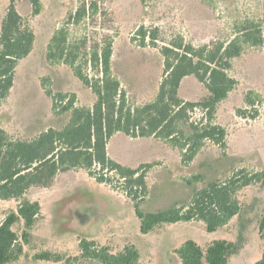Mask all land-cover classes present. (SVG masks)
<instances>
[{"label":"trees","instance_id":"trees-1","mask_svg":"<svg viewBox=\"0 0 264 264\" xmlns=\"http://www.w3.org/2000/svg\"><path fill=\"white\" fill-rule=\"evenodd\" d=\"M20 1L9 0L0 27V105L10 99L16 87L20 63L34 51L36 33L31 19L45 9L43 0H24L31 9L26 17L18 8ZM109 1L80 0L54 30L46 46L47 63L53 68L68 67L92 95V104L80 105L76 93L53 91L51 80L44 78L42 88L51 100L52 111L68 117L66 123L31 138H16L0 127V201L17 203L16 209L9 211L0 223V264L21 260L43 215L41 204L30 200L29 192L52 188L61 174L86 172L97 183L124 194L132 202L143 235L162 226L192 222H201L208 233H216L242 215V193L264 185V170L241 168L224 180L196 189L183 205L146 212L142 207L149 196L148 173L157 164L123 165L108 152L110 140L118 133L158 139L176 150L184 164L193 163L209 143L226 150V129L213 122V115L238 87L230 74L234 60L250 48L264 49V16L237 20L230 40L201 46L176 38L158 47L157 31L144 24L139 26L131 42L142 49L159 48L163 72L152 100L136 105L131 103L114 71L120 31L114 12L109 11ZM140 1L147 7V0ZM204 4L213 7L209 0H204ZM150 77L146 78L147 83L152 84L155 77ZM188 78L195 79L203 89L197 100L180 96ZM259 100L257 92L248 91L244 99L247 109H240L241 116H250V108L255 109L250 117L257 119L260 114L255 107ZM196 110L206 113L208 120L193 122L191 113ZM201 180V175H194L186 182L193 186ZM18 224H22L21 233L15 230ZM259 232L263 247L255 264H264V215ZM239 248V244L227 240H216L204 248L190 239L175 254L178 264H229ZM34 259L56 264H144L136 245L116 251L108 244L85 238L79 240L78 255L43 251Z\"/></svg>","mask_w":264,"mask_h":264},{"label":"rangeland","instance_id":"rangeland-1","mask_svg":"<svg viewBox=\"0 0 264 264\" xmlns=\"http://www.w3.org/2000/svg\"><path fill=\"white\" fill-rule=\"evenodd\" d=\"M79 1L43 0V13L31 19L36 33L34 51L20 63L16 87L10 99L0 105V127L16 138H31L50 127L59 129L68 119L53 113L51 100L42 88L44 78L51 80L55 92L76 93L80 105L93 102L90 92L68 67L53 68L45 58L54 30L77 8ZM209 1L213 7L204 4V0H147V7L140 0L109 1L107 6L114 12L120 31L114 71L131 103L140 105L152 100L163 72L159 48L142 49L130 40L142 24L157 31L158 47L176 38L201 46L230 40L237 20L264 16V0ZM8 3L9 0H0V27ZM18 8L22 15L30 16L26 1H20ZM230 74L238 87L213 115V122L226 129V150L209 143L193 163L184 164L176 150L155 138H133L118 133L110 140L109 156L118 163L133 167L157 164L148 173L149 196L142 207L146 212L183 205L196 189L211 181L224 180L238 169L264 170V49H248L234 60ZM150 76L155 77L152 84V81L147 83ZM250 90L260 98L255 107L260 114L257 119L250 117L255 109L248 108L247 118L239 113L240 109H247L244 99ZM203 93L198 82L188 78L180 96L191 101ZM191 120L207 121L208 115L196 110L191 113ZM194 175H201L202 180L191 186L186 180ZM28 198L41 204L43 215L32 231L29 245L25 246L24 256L13 264H56L35 261L34 257L43 251L78 255L79 240L84 238L108 244L116 251L129 244L136 245L144 264H178L175 250L190 239L204 248L216 240L239 244L240 250L229 264H255L262 255L259 225L264 215V185L246 189L241 195L242 215L216 233H208L201 222H192L162 226L143 235L132 202L124 194L97 183L86 172L61 174L52 188L33 189ZM16 207L14 201H0V223ZM22 229V224L15 226L18 233Z\"/></svg>","mask_w":264,"mask_h":264}]
</instances>
